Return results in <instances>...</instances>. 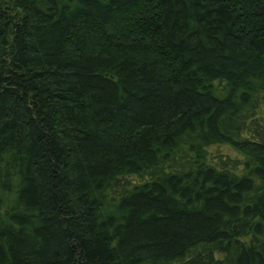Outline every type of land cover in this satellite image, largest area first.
Wrapping results in <instances>:
<instances>
[{
  "label": "trees",
  "instance_id": "trees-1",
  "mask_svg": "<svg viewBox=\"0 0 264 264\" xmlns=\"http://www.w3.org/2000/svg\"><path fill=\"white\" fill-rule=\"evenodd\" d=\"M0 264H264V0H0Z\"/></svg>",
  "mask_w": 264,
  "mask_h": 264
},
{
  "label": "rangeland",
  "instance_id": "rangeland-1",
  "mask_svg": "<svg viewBox=\"0 0 264 264\" xmlns=\"http://www.w3.org/2000/svg\"><path fill=\"white\" fill-rule=\"evenodd\" d=\"M211 152L213 153H219L222 151H228L230 153H232L233 155H238L237 152L235 150H233L231 147L227 146V145H213L210 147Z\"/></svg>",
  "mask_w": 264,
  "mask_h": 264
}]
</instances>
